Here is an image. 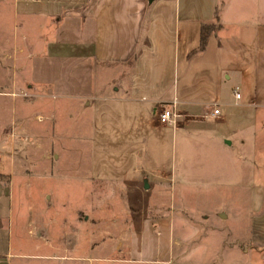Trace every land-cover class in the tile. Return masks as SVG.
I'll return each instance as SVG.
<instances>
[{
  "label": "rangeland",
  "instance_id": "1",
  "mask_svg": "<svg viewBox=\"0 0 264 264\" xmlns=\"http://www.w3.org/2000/svg\"><path fill=\"white\" fill-rule=\"evenodd\" d=\"M13 1L0 0V264H264V245L249 236L248 188L203 186L219 185L221 166L167 132L142 145L141 131L114 122L112 105L95 107L119 80L51 58L47 28L17 27ZM224 1L216 8L225 21L264 12L255 0L222 11ZM76 68L87 70L62 74ZM120 68L111 70L119 79ZM186 161L201 185H159L155 173L135 180L141 165L186 173Z\"/></svg>",
  "mask_w": 264,
  "mask_h": 264
},
{
  "label": "crops",
  "instance_id": "2",
  "mask_svg": "<svg viewBox=\"0 0 264 264\" xmlns=\"http://www.w3.org/2000/svg\"><path fill=\"white\" fill-rule=\"evenodd\" d=\"M218 1L14 0L12 14L17 27L34 21L47 28L42 33L51 58L90 64L93 72L109 70L110 78L119 80L121 85L113 84V93L95 107L102 102L112 105L114 122L123 118L126 130L141 131L142 145L154 147L167 132L179 146L185 142L188 153L191 149L203 153L210 166L220 165L224 171L213 179L218 186L211 179L202 184L195 162L188 161L186 173L181 171L184 166L163 173L162 168L141 165L135 169L139 172L135 180L155 173L160 174L155 178L159 185L165 179L166 186L177 182L248 188L249 236L264 245V12L253 18L239 13L230 21L217 13L215 21ZM231 1H224L222 11ZM202 23L215 27L198 49ZM210 33L214 36L208 39ZM127 63L131 67L122 72ZM119 67L124 76L120 79L111 71ZM84 70L62 74L82 77ZM66 85L72 87V82ZM173 99L179 117L171 127L159 123L156 112ZM214 106L217 115L207 117ZM117 108H126V113L119 115Z\"/></svg>",
  "mask_w": 264,
  "mask_h": 264
},
{
  "label": "built area",
  "instance_id": "3",
  "mask_svg": "<svg viewBox=\"0 0 264 264\" xmlns=\"http://www.w3.org/2000/svg\"><path fill=\"white\" fill-rule=\"evenodd\" d=\"M233 97L235 99L239 98V94L236 90H233ZM218 113L217 108H212V110L207 114V117H214ZM179 114L176 112V100H171L167 105L162 106L158 112H156V119L161 124H166L171 127L176 125V120Z\"/></svg>",
  "mask_w": 264,
  "mask_h": 264
},
{
  "label": "trees",
  "instance_id": "4",
  "mask_svg": "<svg viewBox=\"0 0 264 264\" xmlns=\"http://www.w3.org/2000/svg\"><path fill=\"white\" fill-rule=\"evenodd\" d=\"M214 19L217 20V11H214ZM215 25L213 23H202L200 24V35H199V44L198 49L203 48L204 40L207 34L214 29Z\"/></svg>",
  "mask_w": 264,
  "mask_h": 264
}]
</instances>
